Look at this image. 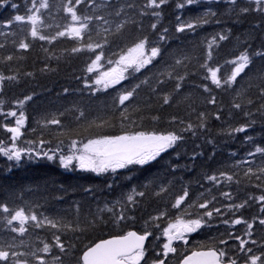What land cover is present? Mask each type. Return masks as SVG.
I'll use <instances>...</instances> for the list:
<instances>
[{
  "label": "trees",
  "instance_id": "16d2710c",
  "mask_svg": "<svg viewBox=\"0 0 264 264\" xmlns=\"http://www.w3.org/2000/svg\"><path fill=\"white\" fill-rule=\"evenodd\" d=\"M13 2L20 7L15 10L11 7H0V22L7 21L15 14H25L24 0H13ZM120 2L123 3L124 0H120ZM134 2L137 9L129 10L128 14L138 24L142 23V30L138 29L137 24L130 23L121 35L109 37L110 43L104 49L105 56L115 60L118 56L113 53L130 46L145 35L150 40H154L157 33L167 27L169 29V39L165 45L167 51L175 53L177 56L188 57L185 61L187 68L177 66L176 74L184 75L185 72H188V75L178 92L174 91L175 80H165V83L158 86L156 93H153L149 86H142L138 90L136 104L129 109L132 120L137 123L131 124L129 121H124L123 128L119 119V109L112 104L118 90L139 82L145 76L151 78V86H156V74L167 64L173 62L171 56H165L164 61L154 62V66H149L135 74L133 79L125 80L115 88L93 94L85 88L84 80L88 79L91 82V79L96 75L95 73L88 74L85 71L89 57H94V53H70L67 50L71 49L75 42L67 38H60L49 44L47 41L33 40L28 37L30 49L21 50L18 48V43L27 35L28 25H23L24 31H20L17 24H13L11 28L0 27V43L5 45L4 48H0V72L18 76L16 81L5 82L4 91L0 93V101H3L5 110L14 109L18 115L22 111L27 117L26 125L22 129L24 136L17 141L21 147L25 146L23 143L25 140H38L39 138L51 140L52 144H46L45 149L54 147L58 140H64V151L68 152L67 145L71 139L86 141L87 138L118 135L125 131L137 130L160 133L179 131L184 125L172 123V117H179L196 125L200 123L197 119L198 114L200 112L207 114L206 128H197L195 135L191 132L183 133L184 141L163 153L156 162L144 167L132 166L129 169L119 170L115 174L97 175L93 172L80 170L78 166L65 169L58 159L51 161L46 158L29 159L25 156L19 162L9 161L0 154V202L7 203L11 208L24 207L26 210H35L38 215L43 214L53 219L62 220L64 223H74L77 219L83 221L90 213L104 209L105 206L111 207L131 188L145 190L142 186L149 185L146 189V196L138 197L140 205L132 213L136 217L134 222L128 221L119 225L109 222L105 226L91 229L85 233H73L67 230L60 233L66 244L69 241L76 244V248L72 250V256L64 258L65 264H76V258L80 255L85 244L99 239H107L113 235H120L128 230L143 231L144 220L167 208L168 217L156 221L160 224V228L152 227L151 223L147 226L153 231L154 236L149 237L146 244V248L151 246L153 249L148 251L146 260L156 258L154 252L161 251L163 243L166 242V237L160 235L161 229L167 226L169 218H174L179 213V210L171 208V202L185 186L190 192L189 199L195 198L199 192L212 187L213 194L218 196L219 204L232 202L224 201L219 197L221 190L231 191L237 203L246 199L248 194L257 196L261 194L260 189L254 187V184L260 183V181H257L255 177L250 179L244 174L249 167L256 171L264 164V157L261 155L257 154L255 157L247 155L249 151H254L255 146L264 147V115L256 111L264 102V98L259 96L257 87L260 82L255 78L252 80L247 77L245 79L238 78V87L227 91L217 89L211 85L210 81L203 79V69H200L199 64L204 62L206 45L211 37L217 33L227 32L229 29L231 30L229 39L220 41L219 48L214 47L212 63L222 65L225 60L234 58L245 47L244 42L249 38V34H251L249 43L252 49L264 47V14L250 12L247 15H240L239 7L249 6L247 0H238L235 11H230L233 6L227 4L225 0H220L218 3L216 0H200V3L184 9H177L175 7L177 0H170V3L163 7L160 24L156 32H153L150 25L155 22L156 18L140 16L139 8L144 0H134ZM49 3L50 9L42 10L45 25L66 23L67 16L63 12L61 0H49ZM209 8L216 13L215 16L208 17L209 23L202 24L194 31L176 32L177 16H180L181 20H192L202 16ZM78 11L87 12L88 10L81 5ZM42 30L44 34L50 35L57 29L53 26V28L45 27ZM10 33H16V35ZM10 54L14 59L5 63L3 58ZM262 65H264V60L256 58L253 68H259ZM107 67H111V65L105 64V68ZM226 67L221 69L222 73L226 71ZM27 73H32V75H27ZM249 83L252 87H248ZM203 84H209L212 88L211 95L216 96V105L207 102L210 93L204 91L201 87ZM65 89L68 91L65 92ZM237 92H240L241 95L237 96ZM165 93H172V101L161 107V97ZM29 95L32 96V99L27 101L22 109L19 108L15 102L23 100ZM249 98L254 101L252 105L247 104ZM234 101L244 105V108L242 110L233 108ZM137 107L139 111H134ZM77 109L85 112V117L80 120H76V116L79 114ZM244 111H250L252 116H245ZM217 112L220 115L219 120L215 118ZM60 113H64V115L61 116ZM53 116H58L62 120L63 135L60 134L61 129L55 125L43 126V121ZM153 116H158L159 119L153 120ZM14 119L5 120L4 117H0V123H8L13 126ZM93 120L97 123L107 120L111 126L106 124L104 127L89 128L88 125ZM250 121H255V123H250ZM249 123L250 126L246 132L233 133L230 131L232 128ZM10 135L0 127V141L10 144ZM247 136H252L253 140H246ZM195 153H202V155H195L193 158ZM246 160L251 163H241ZM222 171L233 175L234 180H239V183L225 182L217 188L203 178L204 173L218 174ZM108 185H111V188ZM160 185L167 187L168 192L156 196L154 193L159 191ZM87 188H91L92 191H85ZM260 206L259 203L250 201L249 206L241 209L236 215L249 220L257 216L264 218V213L259 212ZM190 211L203 210L192 209ZM5 215L0 212V217ZM102 215L107 219L111 214L105 211ZM231 215L228 213L224 218H231ZM212 223V227H205L197 233L191 234L187 246L182 242H177V253L170 254L168 258L171 264H179L182 255L191 253V250L197 248L198 245L215 243L221 233L226 235L227 231L231 230L242 234L244 230V225H237L230 229V226L222 224L219 219ZM28 227V232L21 236L11 232L6 226V221L0 219V241L14 242L18 245V251L26 252L42 247V241L51 243L52 235L56 232L55 229L48 227L35 228L31 225ZM253 233L252 238L256 239L258 244L252 245V247L258 254L261 251L259 244L264 243V226L257 222ZM156 235H160L159 240L154 239ZM13 237H15V241L12 240ZM76 237H80V239H76ZM237 243L234 240L229 241L231 255H236L235 246ZM53 254H59L58 249H53ZM46 258L51 260V257Z\"/></svg>",
  "mask_w": 264,
  "mask_h": 264
},
{
  "label": "snow or ice",
  "instance_id": "6c2138e0",
  "mask_svg": "<svg viewBox=\"0 0 264 264\" xmlns=\"http://www.w3.org/2000/svg\"><path fill=\"white\" fill-rule=\"evenodd\" d=\"M26 12L25 14H15L7 21L0 22V27L11 28L13 24H17L20 31H24L23 25H28L27 35L20 39L18 48L21 50H29L31 45L28 42V37L33 40L47 41L49 44L54 43L60 38H67L75 42L70 51L72 54L82 52L94 53V57H89V62L86 66V73L93 74L95 77L89 82L84 80L86 89H89L93 94L101 91H107L109 88H115L121 85L123 81L130 80L135 77V74L142 70L154 66V62L164 61L165 56H171L172 63L160 70L156 74V86L150 85V77L145 76L139 82L133 83L128 87H123L118 90V94L113 98L112 104L119 109V119L121 127H124V121H129L131 124H136L137 121L132 120L129 109L136 104L138 90L142 86H149L153 93L157 92L158 86L165 83V80H175L174 91L178 92L186 79L188 72L184 75L176 74L177 66H184L187 68L185 61L187 56H177L175 53H169L165 48L168 42L167 27L162 28L156 35V39L150 40L147 35L142 36L133 42L130 46L121 48L119 52L113 53L118 56L113 60L111 57H106L104 49L110 43L109 37H117L121 35L128 24H137L138 29L142 30V23H139L129 16V10L137 9L134 0H61L63 5V12L67 16V22L63 25L56 23L55 25L49 23L45 25L42 10H49L51 5L49 0H24ZM220 2V0H216ZM225 2L233 7L230 11H235L238 6V0H225ZM170 0H144L139 8L140 16H152L156 20L151 23L150 28L156 32L163 16L162 9L169 4ZM200 3V0H177L175 7L177 9H184L188 6ZM249 6L239 7L240 15H247L250 12H257L264 14V0H247ZM83 5L88 11L79 12L78 9ZM0 7H11L18 9L20 5L13 2V0H0ZM216 13L209 8L202 16L196 17L192 20H181L177 16L176 32L183 33L187 30L194 31L202 24L209 23L208 17L215 16ZM57 29L53 34L46 35L43 28ZM259 27V25H257ZM16 35V33H10ZM231 35L229 29L224 33H217L212 36L206 45V54L203 63L199 64L200 69H203V79L210 81L217 89L227 91L234 87H238V78L249 80L253 78L259 80L257 85L259 96L264 98V65L254 69L253 64L256 58L264 60V47L260 49H252L249 38L245 40V47L232 58L224 61V64H214L213 49L219 48L220 41L228 40ZM15 44L16 41L14 40ZM5 45L0 43V48ZM47 51V49H45ZM14 59L13 55H7L3 61L9 62ZM58 59V57H57ZM105 64L111 67L105 68ZM227 66V67H226ZM226 67L225 72H221L222 68ZM104 69V70H102ZM32 75V73H27ZM164 77V79H161ZM17 75H6L0 72V93L4 91L6 81H16ZM205 92L210 93L208 103L212 105L217 104L216 96L211 95L212 88L209 84L201 85ZM248 87H252L249 83ZM65 92L68 89L64 90ZM241 95L240 92L236 93ZM32 96H26L23 100H17L15 103L19 108H23L24 104L31 100ZM162 105H168L172 101V93H165L161 97ZM254 101L249 98L248 105H252ZM232 107L237 110H242L244 105L239 102H233ZM78 116L76 120L85 117V112L77 109ZM134 111H139L135 108ZM264 115V102L256 109ZM245 116L251 117L250 111H244ZM64 115V113H60ZM0 117L15 118L14 125L10 126L8 123H0V127L4 128L10 133V144L0 141V154L6 157L9 161H21L25 156L31 158H46L54 161L59 160L65 169L79 167L80 170L96 173L97 175L107 173H118L119 170L129 169L132 166L144 167L153 162H156L163 153L169 149L175 148L178 144L184 141L183 133L191 132L196 134V129H203L207 127V114L200 112L197 119L199 124L186 122L179 117H172V123L184 125L179 131H168L160 133L157 131H125L118 135H101L97 138H87L84 140L71 139L67 145L68 152L64 151V140H58L54 147L45 149L46 144H52L51 140L39 138L38 140L23 141L24 147L18 145L17 141L24 136L22 129L26 125L27 117L21 111L19 115L14 109L5 110L3 101H0ZM215 118L220 119L219 112L215 113ZM143 119V117H141ZM153 120H158V116H153ZM255 123V121H250ZM249 124H244L230 131L233 133L246 132ZM110 125L107 120L97 123L95 120L88 125L89 128L104 127ZM55 125L61 129L60 134H64L63 122L58 116L46 118L43 121V126L48 127ZM33 131H35L33 129ZM246 140L252 141V136H247ZM257 154L264 157V147L255 146L254 151H249V157H255ZM195 155H202V153H195ZM241 163H251L250 161H241ZM245 176L255 177L260 183L254 184V187L260 189V195L248 194L247 198L241 202H235V197L231 191H219V197L224 201H232L231 203L219 204L218 196L213 194L212 187L207 188L203 192L196 194L195 198L189 199L190 192L187 186L183 187L181 193L174 196L171 202V208L179 210V213L174 218L167 220V226L161 229L160 235L166 237V242L162 245V250L154 252L156 258H149L146 260L148 251L153 250L151 246L146 248V242L149 237H153L154 233L147 226L151 223L152 227L160 228V224L156 221L168 217V209L165 208L158 212V214L150 216L144 220V230L135 231L128 230L120 235H113L107 239H99L90 244H85L80 255L76 258V264H171L169 255H175L178 251L177 242H182L183 245L189 244V236L197 233L205 227H212L213 221L219 219L224 225L235 228L237 225H244L242 234H237L234 231H227V234L221 233L220 238L215 243L210 245H198L197 248L191 250V254L182 255L179 264H264V243H260L261 251L257 254L252 245H257L258 241L253 239V228L258 222L259 225L264 226V218L257 216L251 220L243 216H237L236 213L241 209L249 206L250 201H255L261 206L260 213H264V164L256 171L251 167L244 173ZM131 179V177H128ZM203 178L209 182L213 187L225 182L239 183V180H234V176L227 172L204 173ZM151 183V182H150ZM111 188V185H108ZM149 185H143L145 190H138L136 187L122 195L121 199L116 200L111 207L105 206L104 209H98L95 213H90L83 221L77 219L74 223H64L62 220L53 219L43 214L38 215L35 210H26L24 207L11 208L7 203L0 202V212L6 215L0 217L6 221V226L13 233H18L23 236L29 230V225L35 228H51L56 232L52 235V242L42 241V247L30 249L29 251H18V245L14 242L0 241V264H65L64 258L72 256V250L76 248V244L69 241L62 240L61 234L64 231H71L73 233H85L91 229H96L107 225L111 222L113 225L127 223L128 221H135L136 217L132 214L140 205L138 197H145L146 189ZM203 187V185H201ZM91 192V188L85 189ZM168 192V188L160 185L159 191L155 192L156 196ZM219 204V206H218ZM192 209H199L203 211L192 212ZM107 211L111 215L105 219L103 212ZM231 213V218L224 217ZM160 235L154 237L155 240L160 239ZM80 239V237H76ZM15 241V237L12 238ZM234 240L238 243L235 246L236 255L230 254L229 241ZM23 243V242H21ZM222 246V247H221ZM53 249H58L59 254H53ZM46 257H51L49 261Z\"/></svg>",
  "mask_w": 264,
  "mask_h": 264
},
{
  "label": "water",
  "instance_id": "95a60500",
  "mask_svg": "<svg viewBox=\"0 0 264 264\" xmlns=\"http://www.w3.org/2000/svg\"><path fill=\"white\" fill-rule=\"evenodd\" d=\"M146 244H147V242H146ZM189 254H191V253H189ZM189 254H187V255H189Z\"/></svg>",
  "mask_w": 264,
  "mask_h": 264
},
{
  "label": "rangeland",
  "instance_id": "374dc122",
  "mask_svg": "<svg viewBox=\"0 0 264 264\" xmlns=\"http://www.w3.org/2000/svg\"><path fill=\"white\" fill-rule=\"evenodd\" d=\"M102 70H104V69H102ZM86 142V141H85ZM67 153V152H66Z\"/></svg>",
  "mask_w": 264,
  "mask_h": 264
}]
</instances>
